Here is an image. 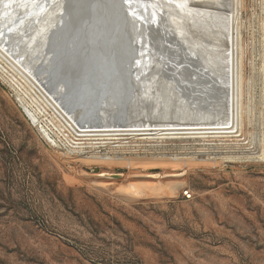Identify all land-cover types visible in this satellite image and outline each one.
I'll use <instances>...</instances> for the list:
<instances>
[{
	"label": "rangeland",
	"instance_id": "1",
	"mask_svg": "<svg viewBox=\"0 0 264 264\" xmlns=\"http://www.w3.org/2000/svg\"><path fill=\"white\" fill-rule=\"evenodd\" d=\"M242 1L239 152L223 139L200 138L135 140L129 145L140 152L117 154L148 162L95 160L81 145L77 154L65 152L26 116L15 92L26 95L0 71V264H264V160L211 159L263 149L264 0ZM101 49L95 59L109 55ZM129 49L119 59L131 58ZM165 64L160 71L169 75L174 70ZM199 102L196 110L207 107ZM51 127L56 141L54 132H66ZM177 154L194 161L165 160ZM100 155L114 156L106 149Z\"/></svg>",
	"mask_w": 264,
	"mask_h": 264
},
{
	"label": "bare ground",
	"instance_id": "2",
	"mask_svg": "<svg viewBox=\"0 0 264 264\" xmlns=\"http://www.w3.org/2000/svg\"><path fill=\"white\" fill-rule=\"evenodd\" d=\"M98 1L0 0V71L23 90L26 96L16 91L15 98L43 137L71 154L81 145L99 161H150L117 155L140 152L129 145L135 140L223 139L242 151L243 1L123 0L122 7L118 0ZM103 47L109 55L95 59ZM126 47L132 57L123 61ZM163 64L174 71L161 72ZM199 99L208 110L197 112ZM51 126L66 132H54L56 141ZM262 148L211 159L264 160V141ZM103 149L114 156L100 155ZM165 160L191 163L194 157Z\"/></svg>",
	"mask_w": 264,
	"mask_h": 264
},
{
	"label": "water",
	"instance_id": "3",
	"mask_svg": "<svg viewBox=\"0 0 264 264\" xmlns=\"http://www.w3.org/2000/svg\"><path fill=\"white\" fill-rule=\"evenodd\" d=\"M94 1H95V2H99L98 0H93V2H94ZM116 1H117V0H116ZM103 2L107 3L108 1H107V0H103ZM117 4H118V6L122 7V5L124 4V3H123V0H118V1H117ZM118 6H117V7H118ZM113 8H114V7H113ZM99 88L101 89V87H99ZM121 89H123V88L121 87ZM119 96H121V94H120ZM123 106H124V105H123Z\"/></svg>",
	"mask_w": 264,
	"mask_h": 264
},
{
	"label": "built area",
	"instance_id": "4",
	"mask_svg": "<svg viewBox=\"0 0 264 264\" xmlns=\"http://www.w3.org/2000/svg\"><path fill=\"white\" fill-rule=\"evenodd\" d=\"M186 196L190 197L191 194L189 193V191L186 192Z\"/></svg>",
	"mask_w": 264,
	"mask_h": 264
}]
</instances>
